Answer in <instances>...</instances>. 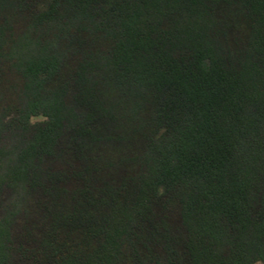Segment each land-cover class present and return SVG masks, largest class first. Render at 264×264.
<instances>
[{"label":"trees","instance_id":"16d2710c","mask_svg":"<svg viewBox=\"0 0 264 264\" xmlns=\"http://www.w3.org/2000/svg\"><path fill=\"white\" fill-rule=\"evenodd\" d=\"M0 200V264H264V0H0Z\"/></svg>","mask_w":264,"mask_h":264},{"label":"rangeland","instance_id":"374dc122","mask_svg":"<svg viewBox=\"0 0 264 264\" xmlns=\"http://www.w3.org/2000/svg\"><path fill=\"white\" fill-rule=\"evenodd\" d=\"M20 24H22V22H20ZM5 96H6L5 99H7L9 101H12V98H11V96L9 94H6ZM42 121H45V117L40 116V115L39 116H33L29 120L30 124H36V123H39V122H42ZM128 125H129V122H126L125 127H124V131H126L125 129L127 128ZM139 148H140V146L138 144V146L134 149V153L135 154L132 153L133 149L130 150V152L132 151L131 154L133 155V157L137 156V154L139 153ZM117 149L119 151H121V152H127V151H129L130 148L128 146H126L125 143H120L119 145H117ZM117 155L118 154L116 153L115 156H117ZM125 157L128 158V156H125ZM127 165H128V163H122L120 167L126 168V169H130V167H128ZM135 167H136V165H135ZM135 167H134V169H135ZM134 169H130L128 171L129 172H134ZM5 200H7V199H5ZM25 203L23 205H25ZM23 205L20 206L21 209H23ZM24 209H27V206ZM22 211H21V213L19 215L15 216V220H13V224H11V227H9L10 234L11 233H16L18 230L20 231L21 226H22ZM9 212H11V208H9V202L8 201L0 202V221H3V219L7 215H9L8 214ZM11 236H13V235H11ZM252 264H262V263L260 261H255Z\"/></svg>","mask_w":264,"mask_h":264}]
</instances>
